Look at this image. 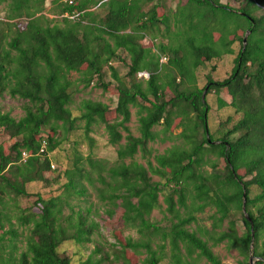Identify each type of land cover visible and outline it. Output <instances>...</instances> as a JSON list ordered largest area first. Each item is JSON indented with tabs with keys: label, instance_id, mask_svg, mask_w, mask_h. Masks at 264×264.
<instances>
[{
	"label": "trees",
	"instance_id": "obj_1",
	"mask_svg": "<svg viewBox=\"0 0 264 264\" xmlns=\"http://www.w3.org/2000/svg\"><path fill=\"white\" fill-rule=\"evenodd\" d=\"M45 1L8 0L6 19L0 20V96L7 92L24 101V115L18 120L0 110V133L13 140L7 151L0 144V264H72L70 257L60 254V245L92 242L98 234V223L89 218L91 207L75 209L72 204L74 199L88 196L89 188L109 206L105 210L109 217L115 208H122L124 224L134 227L137 237L128 236L124 242L106 247L96 243L77 264H138L127 256V250L135 256L144 254L143 264H160L167 247L171 264H221L212 247L222 242L238 249L245 256L244 264H248L250 251L256 259L253 264H264V250H257L264 229V0H241L245 5L239 9L220 0H189L185 7L191 14L185 17L179 9L172 23L168 17H158L155 7L149 14L142 13V6L152 0H54L52 12L62 15L60 20L42 14ZM97 4L107 10L103 17L89 10ZM255 10H262L260 16ZM20 17L27 18L24 28L12 31L7 27L12 24L9 20ZM161 22L166 33H178L181 40V32L188 36L176 45L178 50L185 48L193 54V63L188 64L187 55L181 58L177 51L167 63L170 71L177 70L178 79L173 73L162 77L161 65L150 62L151 49L142 46L146 29ZM235 41L240 48L230 76L221 81L208 77L206 88H198L194 70L204 61L233 54ZM119 51L130 58L125 79L111 66ZM105 66L117 81L114 111L119 119L107 121L104 114L108 107L86 99L74 115L70 104L75 83L69 74H78L85 88L94 77L102 79ZM142 70L148 71L147 80L135 81L134 75ZM184 83L192 84L191 90L181 88ZM98 85L107 89L102 81ZM165 89L172 92L170 98ZM205 89L217 94L225 90L230 101L219 98V107L229 106L240 115L219 137H214L207 125L209 107L206 98L202 99ZM130 106L138 107L139 136H133L126 126ZM78 120L84 122L86 133L93 124H104L109 142L118 146L116 162L111 165L91 154L83 157L75 144L59 192L46 199L36 195L37 214L20 208L14 213L19 198L33 195L26 184L47 182L44 173L55 171L50 155ZM176 120L181 144L154 155V163L147 160V167L139 163L135 156L146 152L147 144L155 139L153 128L160 124L163 133L172 135ZM230 120L229 116L224 123ZM205 165L210 172L204 170ZM152 176L160 180L153 181ZM160 195L172 216L167 226L149 219L159 206ZM10 203L15 208L12 214ZM207 206L215 208L211 228L202 233L190 230L188 226L196 220L190 212ZM181 208L190 212L182 215ZM239 211L241 235L231 218ZM226 219L227 231L216 230ZM13 220L22 232L27 231L23 250L17 245L19 235Z\"/></svg>",
	"mask_w": 264,
	"mask_h": 264
},
{
	"label": "rangeland",
	"instance_id": "obj_2",
	"mask_svg": "<svg viewBox=\"0 0 264 264\" xmlns=\"http://www.w3.org/2000/svg\"><path fill=\"white\" fill-rule=\"evenodd\" d=\"M53 1L54 0L45 1L42 9V14H44L47 18L50 19L60 20L63 16L57 15L54 12H52L55 9L54 6L55 4L53 3ZM78 1L80 0H74L73 2L77 3ZM220 2L221 4L229 5L232 9H239L241 8V5L244 3V1L241 0H220ZM7 4H8V0H0V20L6 19L5 16L8 13ZM183 4H186V0H153L142 6V13L149 14L150 13L149 10H151L152 7L157 6L155 10L157 16L162 14L160 17L163 18L168 17V23L169 22L172 23V19H174L175 14H177L176 12L179 10V7L181 6L182 7L180 8V11L184 12L183 14L185 17L188 14H191V11L189 12L188 8L183 6ZM252 6L254 5H250L249 8H251ZM89 10L92 11L94 10L96 13H98L99 17H103L107 13V10H105L104 8L102 9V7H98V4L90 8ZM254 12L256 16H260L262 10H255ZM63 15L66 16L67 14L64 13ZM217 16H220V14H217ZM72 17H76V16H72ZM209 19L213 20L211 15L209 16ZM26 21L27 18L25 17L9 20V22L12 24L7 27H9V29H11L12 31H14L16 28L22 29L24 28ZM164 28L165 25L162 24V22L159 23L157 27L155 25L149 26L148 29H146V32L144 33L142 46L144 48L151 49L150 52L152 54V58L150 62L152 65H156V64L161 65L162 70L160 75L162 77H164V75L168 73H173L178 79L179 76L177 74V70L170 71V69L168 68L167 65L168 59H170L172 56L176 57L177 52H179L181 58L186 57L185 56L186 54L187 57L189 58L187 59L188 64H192L193 54L191 55L189 53V50H184L185 48L178 50V45H176L177 44L176 42H182L184 38L185 39L188 38L186 31L181 32L180 35L182 36V40H181V38L178 39L177 37L178 33H173V32L166 33ZM247 33L248 32L244 34V37L247 36ZM190 35L191 33L189 34V36ZM217 36L218 34H215V37ZM193 38L195 39L194 36ZM169 40L172 42L170 43ZM202 42L204 41H201L200 43ZM219 46L217 47L219 48ZM239 48H240V43L238 41H235L232 45L233 54H228V55L224 54L220 58H214L211 61H204L203 63H201L194 70L195 85L198 88H206L208 77L214 81H221L223 79L228 78L236 65L235 58ZM118 56L119 58L114 60L111 63V66L115 69L116 75L119 78L125 79L130 64V58L129 55L123 51H119ZM148 76H149L148 71L142 70L134 75V80L143 82L144 80H147ZM68 78L70 81H73L75 83V89L71 93L72 103L70 104V109L72 110V113L74 115L79 114L77 108L81 105L80 104L81 100L86 99V100L103 103L108 107V110L104 114V117L107 121L112 122L115 119H119L118 116L116 115V112L114 111L118 98L117 81L113 78V74L111 73V70L107 66H105L102 70V79L98 80L97 77H94L93 82L90 83V85L85 88L83 87V84L80 82L79 75L76 74L75 72H71ZM101 81L106 85L107 89H104L103 87L98 85ZM191 86L192 84L190 83H184L181 88L185 89L186 91H189L191 90ZM203 92L209 107V112L207 115V125L209 131L213 133L214 137H219L222 133V130H224L225 128H231L232 125L235 124L240 119V115L234 114L232 108L229 106L219 107L218 104L219 98L224 99L226 102L230 101L229 96L225 90L220 91L218 94L215 93L214 90H211L208 93V91H206L205 89ZM164 93L167 96V98H170L172 96V92L168 89H165ZM23 105H24L23 100H21L18 97H11L7 92L2 93V95L0 96V110L2 112L9 113L10 116L15 118L16 120H18L20 117L24 115ZM130 112H131L130 120L128 123H126V126L129 128L130 133L133 136H139L138 107L130 106ZM229 116L231 117V120L229 122L224 123ZM177 123L178 120H176L173 123V126L171 128L172 135L170 133H163L162 125L160 124L156 125L153 128L156 137L154 140L150 141L147 144V151H149V153L147 151L144 153L143 152L137 153L135 156L136 160L139 163L143 164L145 167H147V160H150L152 163H154L153 162L154 155L164 153L167 148L171 147L174 144L175 145L181 144L182 140L176 137V135L181 132V128L177 126ZM220 123L224 125L221 127ZM119 131L123 136L126 134L121 129ZM58 133H60L61 135L60 131ZM75 141H77V143H75ZM12 142L13 140H10L7 135H5L4 133H0V144L4 146L5 151H7V147ZM123 142L124 140L122 139L120 143ZM74 145L77 146L78 152L82 154L83 157H86L88 154H91L93 158L106 160L111 165L114 164V162H116L117 160L118 146L113 145L109 142V136L108 133L106 132L104 124L101 122L93 124L91 130L88 133H86L84 128V122L78 120L75 124V129L68 133L67 139L63 140L60 146L58 147V149L55 152H53V154L50 155V157L53 160L51 161V165H53L54 167V169L52 168L51 169L55 171L44 173L45 178H47V182L37 181L26 184V190L33 195L27 198H19L14 213L18 210V208H20V209L29 210L30 212L37 214L40 212L39 207L35 205V203H33L37 198L36 195H40L42 198L46 199L50 196L56 195L59 192L58 188L60 187V184L66 181L63 175V170L67 167H70L72 163ZM210 157L213 158V156ZM218 162L220 166L224 164L222 159L218 160ZM84 164L86 165L85 162ZM204 170L210 172L211 168L208 165H205ZM57 180L59 181V183H55ZM152 180L159 181L160 178L158 176H152ZM88 191H89L88 196L84 198H76L72 201V204L74 205L75 209H78L79 207L83 209L89 206L91 207L92 213L89 216V218L94 219V221L98 223L99 225L98 234L93 235L92 242L78 244L74 241H66L60 245L59 247L60 254L70 257L72 264H77V262H79L81 259H85L91 253L96 243H100L101 245L106 247L110 243L124 242L125 238H127L128 236H132L134 238L137 237L135 228L124 224L122 220L123 210L121 207L115 208L114 215L109 217L105 212V210L109 206L98 200L94 189L89 188ZM253 192H255V189H253ZM158 200H159V206L152 211L151 215L149 216V219L152 222L154 221L157 222L160 226H167L169 225V220L172 218V216L166 211V205L163 202L162 195L159 196ZM187 203L188 204L190 203V199H187ZM12 206L14 205L13 204L11 205L10 203V207L8 208L9 214H12V210L15 209L12 208ZM214 211L215 208L211 206H207L206 208H204L203 211H198V212H192V211L190 212L189 208L180 209L182 215H185V213H189V212L195 215L196 217L195 222H192L188 226V228L190 230H194L196 233H202L204 229L209 230L211 228V223H212L211 216L213 215ZM66 212L68 211L66 210ZM231 218L236 222V229L238 235H241V233L243 232L242 229L243 224L241 221L240 211L232 215ZM13 222L15 224L14 227L18 231V235H19L17 238L18 240L17 245L19 246L20 250H23L25 245L24 236L25 233H27V231L23 230L22 232V228L18 226L16 221L13 220ZM227 225H228V220L226 219L216 228V230L227 231V227H228ZM7 229L8 226L5 225V230ZM212 250L220 258L221 264L245 263V256L238 249L228 248L225 242L213 246ZM257 250L259 252H262L264 250V229L262 230L258 238ZM165 252L166 255H164L163 260L161 261L160 264H171L168 257L169 254L168 247L166 248ZM127 256L132 260V262L143 264L141 260L145 255L140 254L138 256H135L130 250H127ZM255 260L256 259L253 258V263L255 262ZM247 262L249 264V258ZM197 264H204V261H200Z\"/></svg>",
	"mask_w": 264,
	"mask_h": 264
},
{
	"label": "water",
	"instance_id": "obj_3",
	"mask_svg": "<svg viewBox=\"0 0 264 264\" xmlns=\"http://www.w3.org/2000/svg\"><path fill=\"white\" fill-rule=\"evenodd\" d=\"M245 43H246V36L244 37V39H243V45H245ZM202 99H204V92H203V94H202ZM206 135H207V138H208V132H207V126H206ZM244 203V202H243ZM253 239V238H252ZM252 241L253 240H251V247H252ZM253 258H254V256H253V254L251 253V251H250V255H249V264H253Z\"/></svg>",
	"mask_w": 264,
	"mask_h": 264
},
{
	"label": "crops",
	"instance_id": "obj_4",
	"mask_svg": "<svg viewBox=\"0 0 264 264\" xmlns=\"http://www.w3.org/2000/svg\"><path fill=\"white\" fill-rule=\"evenodd\" d=\"M153 1V0H152ZM189 3V0H186V4H183V6H186L187 4ZM221 3V2H220ZM157 6H155V9H156ZM182 7V6H181ZM179 7V9L181 8ZM162 14H160L158 17H160Z\"/></svg>",
	"mask_w": 264,
	"mask_h": 264
}]
</instances>
